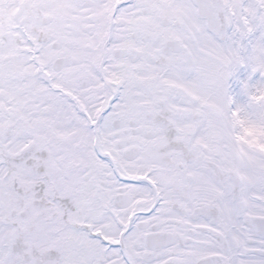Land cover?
<instances>
[{
    "label": "snow or ice",
    "instance_id": "1",
    "mask_svg": "<svg viewBox=\"0 0 264 264\" xmlns=\"http://www.w3.org/2000/svg\"><path fill=\"white\" fill-rule=\"evenodd\" d=\"M0 264H264V0H0Z\"/></svg>",
    "mask_w": 264,
    "mask_h": 264
}]
</instances>
